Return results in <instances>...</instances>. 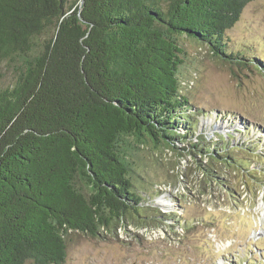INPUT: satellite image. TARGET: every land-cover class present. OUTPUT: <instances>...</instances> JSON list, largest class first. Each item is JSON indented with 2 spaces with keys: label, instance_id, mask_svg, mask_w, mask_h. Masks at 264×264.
<instances>
[{
  "label": "trees",
  "instance_id": "1",
  "mask_svg": "<svg viewBox=\"0 0 264 264\" xmlns=\"http://www.w3.org/2000/svg\"><path fill=\"white\" fill-rule=\"evenodd\" d=\"M249 1L0 0V76L3 62L16 73L0 88V264H64L71 233L129 216L166 224L133 184L130 156L183 143L181 38L242 56L225 50V31ZM205 162L202 176L221 184Z\"/></svg>",
  "mask_w": 264,
  "mask_h": 264
},
{
  "label": "rangeland",
  "instance_id": "2",
  "mask_svg": "<svg viewBox=\"0 0 264 264\" xmlns=\"http://www.w3.org/2000/svg\"><path fill=\"white\" fill-rule=\"evenodd\" d=\"M225 39V50L242 56L221 59L181 38L180 90L192 104L189 131L180 129L186 139L174 149L143 145L130 156L133 184L166 224L140 227L135 215L100 235L71 233L64 264H264V0L249 1ZM15 76L3 62L0 88ZM191 144L220 155L209 158ZM200 160L221 184L202 176Z\"/></svg>",
  "mask_w": 264,
  "mask_h": 264
},
{
  "label": "bare ground",
  "instance_id": "3",
  "mask_svg": "<svg viewBox=\"0 0 264 264\" xmlns=\"http://www.w3.org/2000/svg\"><path fill=\"white\" fill-rule=\"evenodd\" d=\"M264 205V204H263Z\"/></svg>",
  "mask_w": 264,
  "mask_h": 264
}]
</instances>
